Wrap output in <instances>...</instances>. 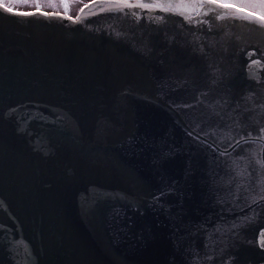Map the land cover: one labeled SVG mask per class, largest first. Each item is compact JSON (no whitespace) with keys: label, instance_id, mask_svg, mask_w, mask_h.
Wrapping results in <instances>:
<instances>
[{"label":"water","instance_id":"water-1","mask_svg":"<svg viewBox=\"0 0 264 264\" xmlns=\"http://www.w3.org/2000/svg\"><path fill=\"white\" fill-rule=\"evenodd\" d=\"M77 17L0 7V264H264V24Z\"/></svg>","mask_w":264,"mask_h":264},{"label":"rangeland","instance_id":"rangeland-1","mask_svg":"<svg viewBox=\"0 0 264 264\" xmlns=\"http://www.w3.org/2000/svg\"><path fill=\"white\" fill-rule=\"evenodd\" d=\"M86 0H0L3 4L12 7L18 8L21 10H28L37 8L39 5L40 8L46 10H61L72 15L77 14L81 6L84 5ZM213 1V0H212ZM217 2L230 4L232 6L246 8L256 14H264V4L260 3V0H216ZM63 3L69 5L68 9L62 6Z\"/></svg>","mask_w":264,"mask_h":264},{"label":"snow or ice","instance_id":"snow-or-ice-1","mask_svg":"<svg viewBox=\"0 0 264 264\" xmlns=\"http://www.w3.org/2000/svg\"><path fill=\"white\" fill-rule=\"evenodd\" d=\"M125 3H127V0H124ZM213 2H216V0H213ZM260 3L264 4V0H260ZM62 6L65 8V10L68 9L69 5L67 3H63L62 2ZM128 7H146V8H151V7H160L165 11H169V12H174L175 14L178 15H184L182 8L185 7V5H180V4H158V5H148V4H136V5H131L128 4ZM220 7H228V5L226 4H220ZM0 7H3L5 11H12L11 8L0 4ZM37 8H39V5H37ZM118 10H122V9H118ZM214 9H208V11H213ZM81 11H83V9H81ZM19 15H33L34 13H17ZM43 15H49L48 13H42ZM205 15H207V12H205ZM248 15H254L255 19L259 20L262 24H264V14H252L249 13ZM220 18H223V15H221ZM69 19H71V17H69ZM78 19V17H77ZM162 19V18H159ZM185 19H188V17H185ZM262 133H264V129H262ZM261 167L264 168V162H261ZM264 235V234H262Z\"/></svg>","mask_w":264,"mask_h":264},{"label":"bare ground","instance_id":"bare-ground-1","mask_svg":"<svg viewBox=\"0 0 264 264\" xmlns=\"http://www.w3.org/2000/svg\"><path fill=\"white\" fill-rule=\"evenodd\" d=\"M79 13H80V12H77V14H74V15H72L71 17L76 18L77 15H78Z\"/></svg>","mask_w":264,"mask_h":264}]
</instances>
